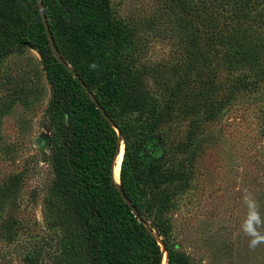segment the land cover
I'll return each mask as SVG.
<instances>
[{
    "label": "trees",
    "instance_id": "obj_1",
    "mask_svg": "<svg viewBox=\"0 0 264 264\" xmlns=\"http://www.w3.org/2000/svg\"><path fill=\"white\" fill-rule=\"evenodd\" d=\"M159 2L157 19L179 30L184 52L183 66L173 70L171 81L166 76L170 70L138 71L124 63L132 30L113 18L108 0H42L60 56L70 65L60 47L69 42L74 55L70 67L106 120L52 57L34 0H0V55L31 46L51 88L48 161L59 178L55 192L60 200V205L49 202L52 226L76 250V264H160L157 238L165 264H186L169 242V223L146 218L167 206L174 189L188 179L182 168L171 173L155 161L161 149L156 130L172 120H187L189 142L206 119L264 81V0ZM119 140V184L137 216L112 180ZM194 149L186 150L188 157ZM17 179H9L11 193Z\"/></svg>",
    "mask_w": 264,
    "mask_h": 264
},
{
    "label": "rangeland",
    "instance_id": "obj_2",
    "mask_svg": "<svg viewBox=\"0 0 264 264\" xmlns=\"http://www.w3.org/2000/svg\"><path fill=\"white\" fill-rule=\"evenodd\" d=\"M108 1L113 18L132 30L124 63L138 71L170 70L171 81L173 70L183 66L184 52L179 30L157 19L159 0ZM154 18L157 25L149 22ZM60 47L72 65L71 44ZM50 98L35 49L20 45L0 55V264H76V250L52 226L49 202L60 205V200L55 192L59 178L48 161ZM187 129V120H172L156 130L161 149L155 161L171 173L182 168L188 179L147 221L169 223V242L186 264H264V245L250 250L241 230L245 190L264 216V81L206 119L189 142ZM189 147L195 148L191 158ZM13 177L18 179L11 193ZM159 249L162 262L165 254Z\"/></svg>",
    "mask_w": 264,
    "mask_h": 264
},
{
    "label": "water",
    "instance_id": "obj_3",
    "mask_svg": "<svg viewBox=\"0 0 264 264\" xmlns=\"http://www.w3.org/2000/svg\"><path fill=\"white\" fill-rule=\"evenodd\" d=\"M34 2H35V5L37 7L38 16H39V19H40V22H41V25H42V28H43V32H44V35H45V38H46V41H47V45H48V48H49V50L51 52L52 57L56 60V62L58 64H60L62 67H64L65 69H67L68 72L71 73L72 78H74L78 82V84L85 90V92L89 96L91 102L96 107V109H98L99 112H100V114L106 120H108V117L106 116V114L104 113V111L99 107V105H98L96 99L94 98L93 94L91 92H89V90L86 88V86L78 78V75L75 73V71L60 56V54H59V52H58V50H57V48H56V46L54 44L52 35L50 33V30H49V27H48V24H47V20H46V16H45V13H44V8H43L42 0H34ZM113 129L116 131V129L114 127H113ZM47 144H48V142H47ZM120 148L122 149V146H120L119 145V142H118V146H117L116 151H115V155H114V159H113V164H112V168H111L112 180H113L114 163H115V159H116V157H117V155H118V153L120 151ZM122 153H123V149H122ZM113 182H114V180H113ZM114 185H115L116 192L122 198L123 202L130 208L131 213L134 214V216H137L136 211L130 205L128 199L123 194V191H122V189L120 187V184H119V175H118V181L117 182H114ZM157 242H158V245L161 248V251L163 252V254H165L164 255V259L166 261V253H165V250L163 248V245L161 244V242L159 240H157Z\"/></svg>",
    "mask_w": 264,
    "mask_h": 264
},
{
    "label": "clouds",
    "instance_id": "obj_4",
    "mask_svg": "<svg viewBox=\"0 0 264 264\" xmlns=\"http://www.w3.org/2000/svg\"><path fill=\"white\" fill-rule=\"evenodd\" d=\"M243 202L247 207V215L241 230L249 237V249L254 251L260 245H264V216H261L259 204L251 192L245 190Z\"/></svg>",
    "mask_w": 264,
    "mask_h": 264
},
{
    "label": "bare ground",
    "instance_id": "obj_5",
    "mask_svg": "<svg viewBox=\"0 0 264 264\" xmlns=\"http://www.w3.org/2000/svg\"><path fill=\"white\" fill-rule=\"evenodd\" d=\"M121 158H122V149L120 148V151H119V153L115 159V163H114V169H113V180H114V182L118 181ZM164 263H165V260L163 258L162 264H164Z\"/></svg>",
    "mask_w": 264,
    "mask_h": 264
}]
</instances>
